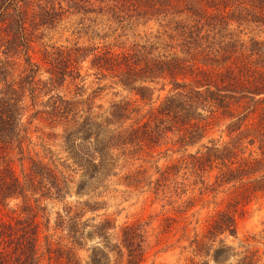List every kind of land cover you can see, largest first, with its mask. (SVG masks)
Segmentation results:
<instances>
[{
  "label": "trees",
  "instance_id": "1",
  "mask_svg": "<svg viewBox=\"0 0 264 264\" xmlns=\"http://www.w3.org/2000/svg\"><path fill=\"white\" fill-rule=\"evenodd\" d=\"M93 4V0H0V210L7 209L6 215L0 214V264H144L146 230L141 223H126L114 239L113 222L104 217L86 232L89 224L82 223V216L86 210H99V201L66 203L65 213H57L56 228L69 227V236L62 238L67 241L54 245L46 235L44 251L38 215L42 211L46 217L43 201H63L71 193L74 176L67 171L71 164L89 180L109 179L124 166L121 159L150 155L174 127L181 133L180 142L196 144L212 125L229 119L230 139L202 144L188 163L197 173L217 169L214 184L235 186L237 204L244 206L253 196L264 195V49L255 47L261 42L254 40V47L245 50L214 49L210 48L214 43L190 36L184 40L187 46L210 44L206 49L181 47L183 56L166 55L144 43L120 49L74 43L46 46L39 50V58L34 56L47 29L67 14L92 11ZM235 42L240 41L229 45ZM86 62L96 75L94 92L103 90L102 82L109 80L148 103L155 91L148 84L163 81L161 89L167 83L172 87L145 115L134 118L142 111L137 100L120 99L103 108L95 105L94 95L84 97ZM72 85L75 93L69 90ZM36 120L52 129L50 135L58 140L64 159L54 157L45 142L40 143L44 156L34 151L31 127ZM176 167L174 163L161 172L154 182L158 191L166 192ZM141 180L140 171L125 175L128 187ZM183 187L181 182L172 188L184 193ZM83 189L81 185L77 192ZM17 200L15 207L10 206ZM234 202L230 205L237 208ZM235 212L230 207L217 209L184 247L191 256L183 264H227L237 255L235 264H264L258 250L246 247L236 253L225 241L212 252L219 235H236ZM46 219L47 227L50 218ZM84 238L101 243L87 260L74 250Z\"/></svg>",
  "mask_w": 264,
  "mask_h": 264
},
{
  "label": "rangeland",
  "instance_id": "2",
  "mask_svg": "<svg viewBox=\"0 0 264 264\" xmlns=\"http://www.w3.org/2000/svg\"><path fill=\"white\" fill-rule=\"evenodd\" d=\"M93 0L92 11L87 13H71L55 27L47 29L41 39L37 41L34 56H41L40 49L46 46L96 44L130 48L134 43L154 45L155 51L166 55L177 52L180 56L181 47L206 49L209 42L214 43V49H249L253 48L252 41L261 42L264 49V0ZM142 6V8H140ZM202 37L207 44H193L187 46L184 40L188 37ZM236 45L230 46L229 42ZM184 43V44H181ZM175 47V48H174ZM170 55V56H171ZM88 63L83 64L82 74L86 75L84 92L86 97L94 95L95 105L107 108L113 101L120 99L137 100L136 104L142 111L134 118L142 117L152 107L168 94L172 87L167 83L162 88L163 81L158 84H148L155 87L152 101L144 102L137 95L105 80L103 90L94 92L97 87L94 70L87 69ZM71 93L76 87H70ZM96 109L97 106H96ZM257 119V116H252ZM230 120L221 119L208 130L207 134L196 144L180 142L181 133L174 127L168 131L159 145L151 150L150 155H136L128 161L121 159L117 175L102 181L89 180L71 164L67 170L73 174L74 182L71 193L63 201L46 200L41 203L46 206V217L40 211L41 221L40 248L45 250V236L54 245L66 243L63 237H68L69 227L56 228L57 213H65L66 205H76L77 201H99L102 204L97 211L86 210L82 216V223L89 224L86 232L92 230L90 225H96L104 217L112 220L113 238L120 233V227L126 223H141L146 230L147 260L144 264H183L191 256L188 248L189 240L195 232L204 229L207 219L217 209L230 207L237 219L236 235L221 234L216 238L212 252L225 241L232 246L236 253L246 249H256L264 257V195L253 196L246 205L234 202L236 187L230 185L218 187L214 184L217 169L199 172L189 164L190 155L194 154L202 144H211V140L223 144L230 139L227 125ZM59 131V130H56ZM34 151L44 156L41 142L48 143L54 151V157L65 158L58 140L51 137L52 129L36 120L31 127ZM177 163L175 174L167 181L166 192L156 189V180L167 166ZM120 165V166H121ZM16 166L19 164L16 161ZM76 168V169H75ZM74 170L75 172H72ZM140 171L142 180L136 186H126L125 175L129 171ZM151 181V184L148 182ZM184 182V193L174 192L177 183ZM84 185L81 194L77 189ZM172 188V190H170ZM17 201L10 206L15 207ZM236 206L230 205L233 203ZM68 203V204H66ZM190 205V206H189ZM184 210V211H182ZM7 209L0 210L6 215ZM47 217L49 223L47 224ZM112 239L113 243L115 240ZM82 245L74 250L80 259L87 260L94 246L101 243L94 239H83ZM239 255L232 257L227 264H235ZM213 263V261H212Z\"/></svg>",
  "mask_w": 264,
  "mask_h": 264
}]
</instances>
